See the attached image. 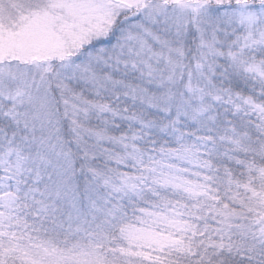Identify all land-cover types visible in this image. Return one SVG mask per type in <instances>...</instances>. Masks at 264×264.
Instances as JSON below:
<instances>
[{
	"label": "snow or ice",
	"instance_id": "6c2138e0",
	"mask_svg": "<svg viewBox=\"0 0 264 264\" xmlns=\"http://www.w3.org/2000/svg\"><path fill=\"white\" fill-rule=\"evenodd\" d=\"M0 264H264V0H0Z\"/></svg>",
	"mask_w": 264,
	"mask_h": 264
}]
</instances>
